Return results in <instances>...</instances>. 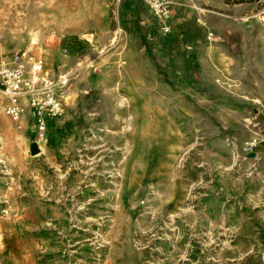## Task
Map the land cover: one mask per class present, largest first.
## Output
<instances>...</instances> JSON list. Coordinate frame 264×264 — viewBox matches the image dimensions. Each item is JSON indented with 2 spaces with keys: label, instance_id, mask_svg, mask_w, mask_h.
<instances>
[{
  "label": "rangeland",
  "instance_id": "374dc122",
  "mask_svg": "<svg viewBox=\"0 0 264 264\" xmlns=\"http://www.w3.org/2000/svg\"><path fill=\"white\" fill-rule=\"evenodd\" d=\"M123 1L0 0V63L41 54L47 66V50L67 63L62 116L43 140L31 135L40 151L0 134V264H264V0H177L170 32L142 0L165 39L155 60L121 27ZM210 32L212 52L246 45L248 61L215 66ZM133 71L181 135L161 171L175 136L122 93ZM217 108L253 132L222 124Z\"/></svg>",
  "mask_w": 264,
  "mask_h": 264
},
{
  "label": "crops",
  "instance_id": "0c3cea01",
  "mask_svg": "<svg viewBox=\"0 0 264 264\" xmlns=\"http://www.w3.org/2000/svg\"><path fill=\"white\" fill-rule=\"evenodd\" d=\"M242 4V3H240ZM208 38V43H206L204 45V49H207L208 52H211V57L208 54H205V56L218 68H220V65L225 64V58H227V61L229 62V64H232V62L234 61H248V54L243 50L246 45L244 47L241 48V50L244 53H236L234 50L232 51L231 49V45H226L228 46V52L227 54H222L221 52H212L214 50V47H210V43L211 41H217L220 39V37H207ZM222 40V39H221ZM216 45V44H215ZM254 47V45H252ZM210 47V48H209ZM259 48V43L257 41H255V47L252 50L250 56H254V52L257 51V49ZM47 68L44 72H40V76L41 78H44L45 80H47L48 82H52L54 83V85L52 87H50L49 90L51 91H56L58 90L59 84L58 83L60 81V79L64 76L67 77L66 74H62L60 73V71H64L67 68V63L65 62V59L62 58L61 55H58L57 53L54 54L52 51L47 50ZM236 53V54H235ZM34 57H38L41 59V54L40 56L37 55ZM119 59H124V57H119ZM251 59V57H250ZM42 61V60H41ZM123 62H125L123 60ZM23 65L28 69V60L27 62H23ZM232 65H229V67H231ZM26 75L28 77H30V71L27 70ZM131 76L128 77V79H126L127 83L124 84L122 86V93L125 95H127L129 98H136L139 96V98L141 99V104L144 106V110L147 111V109L149 108L150 110L155 111H159L161 116L163 117L164 121H165V125H163V131L165 133H170L173 136H175L171 142H169V149H168V153L166 155V161L163 163V165H161L162 168H160V171L163 169H165L164 167L170 165L169 162L172 161V159L175 157L177 151L179 150L180 144H181V135H179V131L178 130H174L171 127V119L167 116V114L161 109L160 105L156 104L158 102V97L155 94V90L154 87H152V82L149 80H141V78H144L143 76L139 75V71H133L132 74H130ZM131 80V81H129ZM67 82V79H66ZM141 84H145V87L143 88L144 91L140 92L141 90H139V87L141 86ZM147 84V85H146ZM37 85H41V83H38ZM65 86V85H64ZM63 86V87H64ZM64 92V91H63ZM250 93V91L248 90V92L243 95L244 97H246V94ZM74 93L72 92L71 95H73ZM29 97H30V93H26L24 94L21 98H19L18 103L22 109L21 111V117H20V123H21V127L18 129L15 127V124L11 121L9 115L5 112L4 108L8 102V98L2 93V91L0 90V134L2 136H4L5 138H11V141L15 143L16 138H19L21 141L22 140H27L29 141L28 144L30 145L31 142L33 141V138L31 137L32 133H31V127H32V113L28 104L29 101ZM67 95L64 96L63 98L66 99ZM64 100V99H63ZM62 100V102H63ZM178 105L179 108L184 110L186 113V110H189L190 105L186 102L185 99H178ZM168 103L171 105L172 104V98H168ZM243 102H247L248 104H250V102L248 101H243ZM216 110V109H215ZM217 114L215 116H217V120L219 122H221L224 125H229V126H246L247 130H249V133H252L253 130L249 127V124L247 123V117H245L244 114H241L239 112L235 111V108L233 109H227V111H222L220 112L219 109L217 108L216 110ZM162 128V125L160 126ZM208 132H214L213 129H207ZM178 132V133H176ZM251 135V134H250ZM7 136V137H6ZM15 139V141H13L12 139ZM32 138V139H30ZM236 138H239V140H241V136L239 134H237ZM220 144V143H218ZM193 167H188L186 170V175L188 177H191V174L193 173ZM159 171V172H160Z\"/></svg>",
  "mask_w": 264,
  "mask_h": 264
},
{
  "label": "built area",
  "instance_id": "2783aa9c",
  "mask_svg": "<svg viewBox=\"0 0 264 264\" xmlns=\"http://www.w3.org/2000/svg\"><path fill=\"white\" fill-rule=\"evenodd\" d=\"M144 2L159 20L161 29L164 32H170L169 20L174 8L179 6V2L177 0H144ZM209 37H212L211 32ZM27 70L30 71V77L26 75ZM41 70L42 61L38 57L28 59V69L23 65L21 57L18 55L12 56L8 62L0 63V90L8 98L4 110L15 126L20 128L22 109L18 100L24 94L30 93L28 104L32 113L31 132L37 143L46 137L49 121L62 116L64 96V92L60 89L49 90L54 83L41 78ZM66 79V76L60 79L59 88L66 84ZM38 83L41 85H37ZM257 143V139H253L250 141V146H255Z\"/></svg>",
  "mask_w": 264,
  "mask_h": 264
},
{
  "label": "trees",
  "instance_id": "16d2710c",
  "mask_svg": "<svg viewBox=\"0 0 264 264\" xmlns=\"http://www.w3.org/2000/svg\"><path fill=\"white\" fill-rule=\"evenodd\" d=\"M252 1L255 0H225L226 3H242ZM143 9L144 3L142 0H124L118 9L119 23L121 27L130 35H137L139 37L141 44L144 47V53L152 60H155L160 50L156 48L153 49V47L158 41H163L164 38L158 37L157 40L154 41L157 34V22H143ZM156 67L159 73L163 76V79L170 83L171 80L162 69V66L157 63Z\"/></svg>",
  "mask_w": 264,
  "mask_h": 264
},
{
  "label": "water",
  "instance_id": "95a60500",
  "mask_svg": "<svg viewBox=\"0 0 264 264\" xmlns=\"http://www.w3.org/2000/svg\"><path fill=\"white\" fill-rule=\"evenodd\" d=\"M29 149H30V153L31 154H36L40 151L37 143L35 141H33L30 145H29ZM254 153H251V155H253Z\"/></svg>",
  "mask_w": 264,
  "mask_h": 264
},
{
  "label": "bare ground",
  "instance_id": "6f19581e",
  "mask_svg": "<svg viewBox=\"0 0 264 264\" xmlns=\"http://www.w3.org/2000/svg\"><path fill=\"white\" fill-rule=\"evenodd\" d=\"M41 60H42V72H44L45 70H46V68H47V66H46V63H45V61L41 58ZM62 81H63V79H62Z\"/></svg>",
  "mask_w": 264,
  "mask_h": 264
}]
</instances>
